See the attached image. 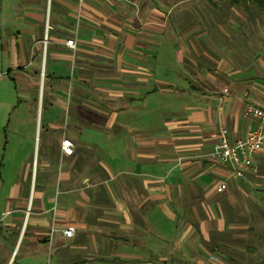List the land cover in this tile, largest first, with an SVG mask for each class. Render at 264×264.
Here are the masks:
<instances>
[{
	"label": "crops",
	"instance_id": "1",
	"mask_svg": "<svg viewBox=\"0 0 264 264\" xmlns=\"http://www.w3.org/2000/svg\"><path fill=\"white\" fill-rule=\"evenodd\" d=\"M219 6L0 0V264H264V143L241 178L211 157L264 106Z\"/></svg>",
	"mask_w": 264,
	"mask_h": 264
},
{
	"label": "built area",
	"instance_id": "2",
	"mask_svg": "<svg viewBox=\"0 0 264 264\" xmlns=\"http://www.w3.org/2000/svg\"><path fill=\"white\" fill-rule=\"evenodd\" d=\"M66 44L75 47V40L68 39ZM1 75V73H0ZM227 92V89H224ZM245 114L260 119L261 126L250 130L244 138L232 140L226 127H221L216 134V141L211 151L212 160L220 166L229 169L233 177H244L248 170H256L255 154L264 143V106L249 105ZM62 151L70 155L73 152V142L69 138L62 140ZM228 189V181L223 179L216 184V191L222 193ZM74 227L69 226L63 234L70 237L74 234Z\"/></svg>",
	"mask_w": 264,
	"mask_h": 264
},
{
	"label": "rangeland",
	"instance_id": "3",
	"mask_svg": "<svg viewBox=\"0 0 264 264\" xmlns=\"http://www.w3.org/2000/svg\"><path fill=\"white\" fill-rule=\"evenodd\" d=\"M230 1L232 0H225L220 3L217 0V4H220L219 7H221L220 12H223H217V15L214 16L215 20L223 24H235L239 33L235 43L243 46L239 45L237 48L242 51L240 55L243 59L236 64L244 68L254 67L264 79V14L260 11L256 0H239L238 5H234L236 6L234 8H237L240 16L233 13L232 10L226 12V9H229Z\"/></svg>",
	"mask_w": 264,
	"mask_h": 264
},
{
	"label": "trees",
	"instance_id": "4",
	"mask_svg": "<svg viewBox=\"0 0 264 264\" xmlns=\"http://www.w3.org/2000/svg\"><path fill=\"white\" fill-rule=\"evenodd\" d=\"M260 11L264 14V0H256Z\"/></svg>",
	"mask_w": 264,
	"mask_h": 264
}]
</instances>
